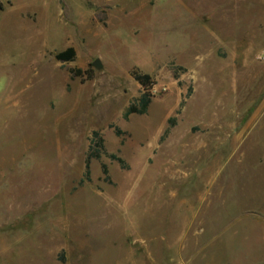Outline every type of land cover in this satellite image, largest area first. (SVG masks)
Returning a JSON list of instances; mask_svg holds the SVG:
<instances>
[{"label":"rangeland","instance_id":"rangeland-1","mask_svg":"<svg viewBox=\"0 0 264 264\" xmlns=\"http://www.w3.org/2000/svg\"><path fill=\"white\" fill-rule=\"evenodd\" d=\"M0 264H264V0H0Z\"/></svg>","mask_w":264,"mask_h":264},{"label":"trees","instance_id":"trees-1","mask_svg":"<svg viewBox=\"0 0 264 264\" xmlns=\"http://www.w3.org/2000/svg\"><path fill=\"white\" fill-rule=\"evenodd\" d=\"M75 57H76L75 50L73 48H69L68 50L56 55V60L58 62L67 63L73 61ZM134 77L142 85L143 91L140 97L136 100V102L131 105L128 111H126L125 119H128L132 114L145 115L148 112L153 98L152 90H154V87L156 85L155 81L150 75L135 72ZM121 133L122 132L120 131V129H117L116 134L121 135ZM103 155L105 156L108 155L105 149L104 140L98 131L93 132V138L91 139V144H90V151L89 154L87 155V162H86L87 181H89V176L91 173L90 171L91 161L93 159L100 160ZM109 157L112 160L119 162V164L123 168L125 167V162L117 155L114 154V155H110ZM103 171L106 177H108L109 170L106 165L103 166Z\"/></svg>","mask_w":264,"mask_h":264}]
</instances>
